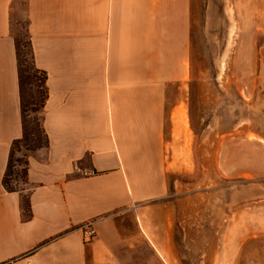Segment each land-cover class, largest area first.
Returning a JSON list of instances; mask_svg holds the SVG:
<instances>
[{
  "label": "crops",
  "instance_id": "crops-1",
  "mask_svg": "<svg viewBox=\"0 0 264 264\" xmlns=\"http://www.w3.org/2000/svg\"><path fill=\"white\" fill-rule=\"evenodd\" d=\"M14 11L46 73L47 144L6 190L22 134ZM198 21L199 0H0V264H182L192 223L169 199V165L214 158Z\"/></svg>",
  "mask_w": 264,
  "mask_h": 264
},
{
  "label": "rangeland",
  "instance_id": "rangeland-1",
  "mask_svg": "<svg viewBox=\"0 0 264 264\" xmlns=\"http://www.w3.org/2000/svg\"><path fill=\"white\" fill-rule=\"evenodd\" d=\"M11 27L28 93L41 75L21 13ZM198 44L199 121L212 118L214 158L169 165V199L192 223L182 264H264V0H199ZM25 115L29 125L41 116ZM20 175L14 164L7 185L23 188Z\"/></svg>",
  "mask_w": 264,
  "mask_h": 264
},
{
  "label": "trees",
  "instance_id": "trees-1",
  "mask_svg": "<svg viewBox=\"0 0 264 264\" xmlns=\"http://www.w3.org/2000/svg\"><path fill=\"white\" fill-rule=\"evenodd\" d=\"M15 38V49L17 56V67H18V80H19V96H20V109H21V120H22V134L19 138H16L11 143V148L9 152V157L7 160L6 170L3 176V186L6 190H15V188L9 187L8 176L11 171L12 166L17 164L21 168L20 179L23 182L26 177L27 165H28V154L40 147L46 146L47 136L41 126L40 120L35 118L31 125H29L26 120V113H40L43 110L45 100L47 98L48 92L45 87L46 73L44 70L39 69L35 66L33 61V50L31 41L27 32L26 46L30 56V64L32 69H34L41 76L38 78L37 88L34 91L27 93V89L24 83V72L21 67L20 58V47L19 40ZM26 94L28 96H26ZM20 147H23L25 153L22 154L23 157L14 158V152L19 151Z\"/></svg>",
  "mask_w": 264,
  "mask_h": 264
},
{
  "label": "built area",
  "instance_id": "built-area-1",
  "mask_svg": "<svg viewBox=\"0 0 264 264\" xmlns=\"http://www.w3.org/2000/svg\"><path fill=\"white\" fill-rule=\"evenodd\" d=\"M83 237L87 240L91 239L95 235V230L92 227V222L88 221L82 225Z\"/></svg>",
  "mask_w": 264,
  "mask_h": 264
}]
</instances>
